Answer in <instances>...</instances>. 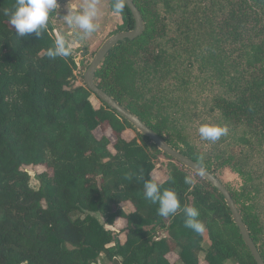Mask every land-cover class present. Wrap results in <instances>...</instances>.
<instances>
[{"label":"trees","instance_id":"1","mask_svg":"<svg viewBox=\"0 0 264 264\" xmlns=\"http://www.w3.org/2000/svg\"><path fill=\"white\" fill-rule=\"evenodd\" d=\"M133 2L144 31L109 50L96 85L215 176L229 168L241 177L239 189L226 187L264 260V0ZM15 3L0 0V264H201V253L205 264H256L210 183L105 103L94 106L83 80L75 84L73 51L47 56L55 10L41 37L22 38L5 14ZM108 6L118 15L112 34L134 28L126 5ZM205 123L227 134L205 140ZM105 127L112 136L97 137ZM161 156L162 190L181 203L168 217L143 188ZM26 166L45 168L37 188ZM184 206L199 210L204 233L185 227ZM98 215L124 220V240Z\"/></svg>","mask_w":264,"mask_h":264},{"label":"clouds","instance_id":"2","mask_svg":"<svg viewBox=\"0 0 264 264\" xmlns=\"http://www.w3.org/2000/svg\"><path fill=\"white\" fill-rule=\"evenodd\" d=\"M99 0H86L81 12H68L62 15L64 22L73 29L72 39L80 42L86 41V38L96 31L97 25L94 22L99 14ZM126 0H112V10L115 13H121L124 10ZM58 0H16L13 10L5 14L9 16V23L15 33L20 37H28L35 34L41 37L48 26L50 13L59 7ZM73 44L69 43L65 35L58 34L54 44L47 50V56L51 59L57 57L66 58L72 54ZM199 135L205 140L216 141L222 135L227 134L228 129L212 124H202L199 129ZM141 173L139 180L143 178ZM186 184L192 183L190 176H185ZM144 196L152 203L158 204V215L168 217L181 209V203L175 191L169 189L162 190V184L150 176L143 182ZM184 225L197 234L205 231V225L200 221L199 210L194 206H184Z\"/></svg>","mask_w":264,"mask_h":264},{"label":"water","instance_id":"3","mask_svg":"<svg viewBox=\"0 0 264 264\" xmlns=\"http://www.w3.org/2000/svg\"><path fill=\"white\" fill-rule=\"evenodd\" d=\"M125 5L130 10L134 19V28L131 30L113 33L102 42L83 73L82 80L84 85L97 97L100 102L105 103L109 108L115 110L120 116L125 118L137 131L148 137L149 140L153 144H155L161 152L167 154L172 159L179 162L184 167L188 168L189 170L200 176L202 179L210 183V185L213 186L223 196L224 201L230 210L232 220L238 228L239 234L244 244L248 248L255 263L264 264V260L262 259L260 252L253 242V239L251 238L249 231L245 223L243 222L242 216L226 185L207 168L203 167L196 161L182 154L177 149L173 148L171 145L165 142L155 131H153L142 120H140L138 116L119 104L109 94H107L96 85L94 80L95 72L109 50L120 41H123L125 39L133 40L137 38L144 31L143 18L139 10L135 6L133 0H126Z\"/></svg>","mask_w":264,"mask_h":264},{"label":"rangeland","instance_id":"4","mask_svg":"<svg viewBox=\"0 0 264 264\" xmlns=\"http://www.w3.org/2000/svg\"><path fill=\"white\" fill-rule=\"evenodd\" d=\"M84 2V0H83ZM58 3L60 4V7L55 9V16H54V28L56 29L53 33L55 36L58 34H63L65 35L66 39H68L69 43L73 44V54L75 56V61L77 62L76 69H75V84H81L82 83V76L83 73L88 66L90 60L92 59L94 53L96 50L100 47L102 42L112 34V32L116 28V24L118 22V15L113 14L109 10L108 6V0H99L98 2V8H99V14L97 18L95 19V23L97 25L96 31L91 33L87 38H86V46H82L79 40H73L72 39V32L73 29L70 28L64 20L61 18L62 15L66 14V11H69L68 8H65L67 4L73 3V5L76 6V9L72 12H81L83 10L84 4L77 2L74 4V2L69 1V0H58ZM65 5V6H64ZM71 10V9H70ZM90 101L94 106L99 105V100L95 95H92L90 97ZM95 135L97 137L101 136L102 134H106L108 136H112L111 132L109 129L106 127L103 129H96L94 131ZM135 133L132 130H127L125 132V136L127 138L133 137ZM168 163V159L165 157H160V159L157 161V168L152 172V176L154 179L157 181H163L166 178V173L164 168L166 167V164ZM25 170H27L31 174V180H30V185L34 188H37L39 186V183L37 179L35 178V174L40 172L41 170H44L45 168L42 166H26L24 167ZM217 177L225 184L227 185L230 189L236 190L239 189L241 184L243 183V180L241 177L232 172L229 168H225L217 172ZM122 207L125 210H130L132 207L128 203H124ZM98 218L101 223H103L104 227L108 230L115 231L116 233L119 234V238L121 241L124 240V227H125V222L122 219H116L114 222V225H109L104 222V219L98 215ZM166 232L164 230H161L158 232L157 235L163 236L165 235ZM204 247L208 245V241L205 239L203 242ZM175 256L171 255L170 259L174 260ZM103 261V256L99 258V262ZM200 263L205 264L203 260V253L200 255ZM226 264H235L232 261H227Z\"/></svg>","mask_w":264,"mask_h":264},{"label":"crops","instance_id":"5","mask_svg":"<svg viewBox=\"0 0 264 264\" xmlns=\"http://www.w3.org/2000/svg\"><path fill=\"white\" fill-rule=\"evenodd\" d=\"M69 1H72V2H74V4L77 2V4L79 3V2H81V5H82V3L85 5V3H86V0H84V2H83V0H69ZM60 5V4H59ZM65 6V5H64ZM60 7V6H59ZM58 7V8H59ZM65 8H68L69 9V11L68 12H72V11H74L75 9H76V6L75 5H73V3H70V4H67V6H65ZM71 9V10H70ZM56 29L54 28V31H55ZM86 41H84V42H78V43H80L83 47L84 46H86L87 44L85 43Z\"/></svg>","mask_w":264,"mask_h":264}]
</instances>
